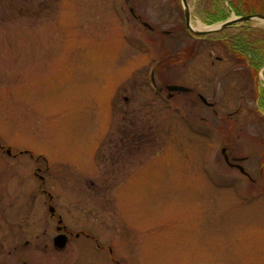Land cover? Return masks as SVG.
<instances>
[{
	"label": "rangeland",
	"instance_id": "rangeland-1",
	"mask_svg": "<svg viewBox=\"0 0 264 264\" xmlns=\"http://www.w3.org/2000/svg\"><path fill=\"white\" fill-rule=\"evenodd\" d=\"M29 1L0 0V143L43 160L21 157L16 189L13 165L0 160V264L16 263L18 239H35L23 227L16 232L26 216L17 226L8 213L25 201L37 206L46 186L40 189L34 171L44 174L47 166V188L65 223L110 245L121 264H264V188L242 184L222 155L240 142L224 144L225 126L246 135L239 144L247 153H263L248 139L260 142L256 134L264 130V102L258 107L254 93L264 96V74L257 79L220 41L240 37L233 44L247 53L262 44L264 21L209 36L208 52L198 55L181 0ZM188 4L200 31L210 28L205 21L224 22V13L264 15V0ZM153 70L164 89L193 93L162 97L150 85ZM132 128L146 140L132 137L127 156L117 153L113 163L108 138ZM73 242L63 255L53 245L46 254L29 248L23 255L104 264L108 252L94 243L91 252L83 237Z\"/></svg>",
	"mask_w": 264,
	"mask_h": 264
},
{
	"label": "flooded vegetation",
	"instance_id": "flooded-vegetation-1",
	"mask_svg": "<svg viewBox=\"0 0 264 264\" xmlns=\"http://www.w3.org/2000/svg\"><path fill=\"white\" fill-rule=\"evenodd\" d=\"M14 1H16L17 6H20L21 0H18V1L14 0ZM29 6H33V7L36 6L35 0H30ZM216 33L217 32L207 33L203 35L191 33L190 34L191 40H192L191 47H192L193 52L195 54L197 53L198 55H205L209 50V48L207 47L208 45L207 43L210 42V40H212L211 38H209V36L216 34ZM218 33H222V31ZM243 34L248 35V33H243ZM220 41H224V36L222 37ZM209 55L211 56L212 52L209 53ZM216 59L218 62H223V59L221 57L216 56ZM212 65H215L214 61L212 62ZM248 65L255 68V66L257 65V62L256 63L254 62L253 64H248ZM160 86H161L162 92L166 93L167 94L166 96L169 99H175L176 98L175 94L181 93V92L170 90L168 88L170 85H166V89H164L161 83H160ZM189 89L190 90L184 91V93H193L194 89L192 88H189ZM197 98L201 100L200 93H197ZM263 102H264V96L261 94V100L258 102L257 106L260 107ZM209 104L210 103L205 104L206 107L213 109V106H210ZM215 113L217 114L216 111ZM224 126H225V118H224ZM240 128L244 129V127H242L241 125H240ZM257 132H259V130ZM142 134L143 132L140 133V131H138L137 129L132 128V129L122 130L119 133H116L115 135L110 136L108 138V141L110 142V148H111L109 151V157L117 161V162L114 161L113 163H119L118 161L120 160V157L117 158V155H118L117 153H122L124 151L127 156V153L129 152L130 149H129V145L126 142L127 141L129 142L130 139H132V137L138 136V137H141V140L145 141L146 137ZM243 136L246 137L245 134L240 135V136H234L229 130H227L226 126L224 127V144H230L233 140H236L237 143L239 141L241 142V138H243ZM256 136L261 138L259 139L260 142H257V140H255L254 138L248 139V142H249V145L253 146L252 147L253 149L257 145L260 148H262V152H263L262 154H260L255 149L254 150L257 151L258 154L255 155V152H253L252 149L250 150V152L247 153L245 146L243 144H239L240 143L239 142L238 144H234L236 146L232 148L229 146H224V148L222 149V155L224 157V161L227 167L232 170H235L239 174L240 176L239 178L242 179V182H243L242 184H244V181H251V183H254V184H258V183L262 184L264 188V130H263V133H257ZM134 139L136 140V138ZM97 152L99 154V149L96 151V154ZM22 156H28L32 160V162L34 161L33 163L35 164H38L42 158V157L36 158L30 151L18 152V151L12 150L11 148L4 147L0 143V160L9 161V163L13 165V170H14L13 179L16 178L15 189L17 187V177L19 179L18 163L21 160ZM44 170H45L44 174L42 173L43 169L41 167L35 168V171H34V178L39 179L41 181V184L39 186L40 189L44 187V185L46 186V188H42L43 190L39 194L40 199L37 203V206L32 207L33 205L32 202H30L29 203L30 205L28 206L25 201L23 208L21 207V203H18L17 210L16 211L13 210L12 212L8 213V216L10 214H14L13 219L15 220V222L11 220L14 223L13 225L15 224L17 225L18 221H21L23 216H26L24 219L25 224L19 223L20 227L16 232L19 233V231L21 230V227H23L22 230L28 232L29 237H31L32 235H35V239H26V240L18 239L17 240L18 242L16 243V246H15L16 249L14 250V252H16L20 257H18L15 264H42V263L47 264V262L44 263L43 261L42 262L30 261L31 258L24 256L23 254L29 248H33L35 252H41V253L46 254L47 252L51 250L50 249L51 245H53V251H55L57 254L62 253L63 255L67 251L68 246L71 243H74L73 242L74 239H80L82 237L85 238V240L88 239L90 241L89 249L91 252H94V250L92 249L93 246L91 245L92 243H94L98 250L100 249V250H103L104 252L109 253L108 256L107 254H102V256H105L102 259L104 264H121L120 261H117L115 257L113 256L114 250L110 245L106 244L105 242H101L99 239L95 238L91 232H77L78 230L74 229V226H70L67 223H65L64 215L62 213H59L58 209L54 206L53 204L54 197L52 195V192H50L49 189L47 188L48 180H47L46 171L47 172L49 171V167L47 166ZM103 177L105 179L108 178L107 176H103ZM132 177H133V174H131L128 177L129 180ZM111 178L116 179L115 176ZM135 178L137 177L135 176ZM86 182L91 183V184L95 183V181H92V180H87ZM15 193L18 199L19 192H15ZM262 193H264V190L263 192L258 193V197H262L261 195ZM41 206H44L45 208L44 207L42 208ZM46 215H49L50 220L54 222V225H52L53 229H51L49 223H47L48 219L46 218ZM8 216L6 214L3 215L2 217L3 220L10 221ZM5 226L8 227L10 225L7 224ZM1 229H2V225H0V230ZM51 232H53V235L51 234ZM40 235H42L44 238L40 239ZM58 236L66 237L67 246L64 250H59L58 248L55 247V239ZM72 263H69V261H67L65 258H62L61 264H72Z\"/></svg>",
	"mask_w": 264,
	"mask_h": 264
},
{
	"label": "water",
	"instance_id": "water-1",
	"mask_svg": "<svg viewBox=\"0 0 264 264\" xmlns=\"http://www.w3.org/2000/svg\"><path fill=\"white\" fill-rule=\"evenodd\" d=\"M182 2H183V6H184L185 20H186L187 29H188V31H192V32H194V33H196L198 35H203V34H206L208 32L218 31V30H221V29H227L229 27H232V26H235V25H238V24H243V23H246V22H249V21H252V20L259 19V20H263L264 21V15H262V14L235 17V18L229 19V20L225 21L224 23H222L220 25L221 27H219V28L209 29L207 31H197L191 25V12H190V7H189V4H188V0H182ZM153 82H154L155 86L159 90H162L161 86L158 83V80H157V78L155 76V73L153 74ZM169 89L173 90V91H186V90H188L187 88L182 87V86H171V87H169ZM201 98L204 101V103L208 104L207 100L204 97L201 96ZM209 105L213 106V104H209ZM66 245H67V240H66L65 236H58L55 239L56 248H58L60 250H63V249H65Z\"/></svg>",
	"mask_w": 264,
	"mask_h": 264
},
{
	"label": "trees",
	"instance_id": "trees-1",
	"mask_svg": "<svg viewBox=\"0 0 264 264\" xmlns=\"http://www.w3.org/2000/svg\"><path fill=\"white\" fill-rule=\"evenodd\" d=\"M237 15L241 16L242 14L237 12ZM228 16H226V14L224 13V20L227 19ZM237 38H240V37H232V38H225L224 41L226 42V44L234 51V52H241V54L243 55V52L245 53V55L247 56V60L249 61L250 64H253L254 62L256 63L257 62V65L255 66L254 70H253V73H256V75L258 74L259 70L263 67L264 65V50L263 48H259V47H251L250 43L248 44L249 47V50L247 51V53L242 50L240 47L241 44H237L236 42L233 44V41H235ZM255 43V40L253 41ZM240 45V46H239ZM258 46V44H257ZM243 52H242V51ZM252 53H255L254 55H252ZM253 69V68H252Z\"/></svg>",
	"mask_w": 264,
	"mask_h": 264
}]
</instances>
